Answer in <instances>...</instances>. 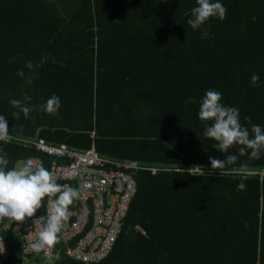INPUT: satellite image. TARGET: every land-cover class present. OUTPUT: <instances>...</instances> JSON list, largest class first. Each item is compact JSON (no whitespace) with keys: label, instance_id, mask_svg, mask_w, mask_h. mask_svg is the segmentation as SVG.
<instances>
[{"label":"trees","instance_id":"trees-1","mask_svg":"<svg viewBox=\"0 0 264 264\" xmlns=\"http://www.w3.org/2000/svg\"><path fill=\"white\" fill-rule=\"evenodd\" d=\"M221 3L224 19L210 17L202 39L186 23L195 0H0V116L9 134L94 144L102 157L148 167L135 175L136 194L104 259L74 260L57 241L55 258L25 262L7 232L4 264H264V152L249 160L233 145L237 161L212 174L208 157L226 153L197 118L200 98L215 89L239 109L242 126L264 127V0ZM29 60L30 85L16 75ZM52 94L61 102L55 116L38 107ZM189 97L197 102L185 104ZM10 99L32 107L27 119L12 116ZM0 150L9 168L49 161L17 139ZM241 164L247 175L237 190Z\"/></svg>","mask_w":264,"mask_h":264},{"label":"clouds","instance_id":"clouds-1","mask_svg":"<svg viewBox=\"0 0 264 264\" xmlns=\"http://www.w3.org/2000/svg\"><path fill=\"white\" fill-rule=\"evenodd\" d=\"M226 8L221 0H195V6L190 10V16L186 20L192 30H200L201 38H207L209 33L203 27L209 18L223 20ZM43 60H41V63ZM27 70V72L25 71ZM16 75L24 80L25 84H31L35 76L33 62L26 61L23 69H18ZM259 77L253 73L250 83L255 84ZM28 98L25 97V100ZM221 93L215 89H207L199 100L197 118L203 122V136L215 141L214 149L226 155L224 159L208 157L210 170H226L234 164L238 156L228 152L233 145L238 146L236 151L239 156L247 155L249 160L259 159L264 152V127L259 124H251L250 129L240 123L239 109L229 107L220 102ZM194 97L187 98L184 103H196ZM9 104L17 111L13 117L23 114L27 119L32 107L20 99H10ZM45 114L55 116L61 107L60 98L52 94L44 104L38 106ZM247 121L248 118L245 117ZM8 120L0 116V144L7 143L10 134L7 128ZM251 133V136H250ZM7 153L0 150V219L7 218L9 221L22 222L32 218L34 213L42 207L44 201V214L32 221L40 222L41 229L34 240L29 244L33 252H40L51 247L59 240L63 222L68 220L69 205L79 198L78 187L65 186L56 183L53 174L43 165L37 164L34 168L31 164L23 167H8ZM227 166V167H226ZM241 180L237 183V190H243L246 178L245 166L240 165ZM190 169V168H189ZM188 169V170H189ZM208 169V170H209ZM201 172L202 169H200ZM75 174V173H73ZM45 197L48 200L45 201Z\"/></svg>","mask_w":264,"mask_h":264},{"label":"built area","instance_id":"built-area-1","mask_svg":"<svg viewBox=\"0 0 264 264\" xmlns=\"http://www.w3.org/2000/svg\"><path fill=\"white\" fill-rule=\"evenodd\" d=\"M24 144L34 145L49 161L40 157H29L23 161L34 168L37 164L48 169L56 183L78 187L80 196L69 205L68 220L63 222L59 235L64 255L84 263L104 259L113 249L122 228L130 203L137 191L135 175L142 166L134 160H114L102 157L94 146L80 149L67 145H52L43 138L32 139L10 136ZM154 174L158 169L151 168ZM75 173V174H73ZM48 197H45V201ZM44 201L32 218L22 222L8 219L0 222V264L8 261L11 250L5 233H11L22 254L29 262L33 256L44 261L58 255L55 245L40 252H33L29 244L41 229L40 222L34 219L44 214ZM136 228L140 229L139 226Z\"/></svg>","mask_w":264,"mask_h":264},{"label":"rangeland","instance_id":"rangeland-1","mask_svg":"<svg viewBox=\"0 0 264 264\" xmlns=\"http://www.w3.org/2000/svg\"><path fill=\"white\" fill-rule=\"evenodd\" d=\"M20 167H23V162L22 161H18L16 163V168H20Z\"/></svg>","mask_w":264,"mask_h":264},{"label":"crops","instance_id":"crops-1","mask_svg":"<svg viewBox=\"0 0 264 264\" xmlns=\"http://www.w3.org/2000/svg\"><path fill=\"white\" fill-rule=\"evenodd\" d=\"M92 146H94V144H92ZM91 146V147H92ZM95 147V146H94ZM81 149V148H80ZM7 218H5L3 221L2 220H0V222H5V220H6Z\"/></svg>","mask_w":264,"mask_h":264}]
</instances>
